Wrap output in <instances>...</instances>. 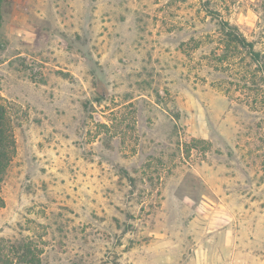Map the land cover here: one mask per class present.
Returning a JSON list of instances; mask_svg holds the SVG:
<instances>
[{"label":"rangeland","instance_id":"1","mask_svg":"<svg viewBox=\"0 0 264 264\" xmlns=\"http://www.w3.org/2000/svg\"><path fill=\"white\" fill-rule=\"evenodd\" d=\"M219 19L264 53V0H4L0 264H264V93Z\"/></svg>","mask_w":264,"mask_h":264},{"label":"trees","instance_id":"2","mask_svg":"<svg viewBox=\"0 0 264 264\" xmlns=\"http://www.w3.org/2000/svg\"><path fill=\"white\" fill-rule=\"evenodd\" d=\"M4 0H0V27L3 20ZM219 32L222 35L223 55L221 62H228L227 66H236L243 61L245 69H240L235 74H240L248 80L252 78V92L261 90L264 93V53L254 48L253 41H250L239 30L237 25L226 20L219 19ZM243 53V55H240ZM234 54V55H233ZM237 54L238 61H233L232 56ZM235 58V57H234ZM237 62V63H236ZM245 86V85H244ZM12 115L6 104L0 103V187L7 168L15 153V138L13 134ZM4 201L0 195V207ZM37 245L31 240L25 241L18 251L19 264H40Z\"/></svg>","mask_w":264,"mask_h":264}]
</instances>
